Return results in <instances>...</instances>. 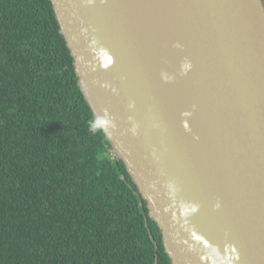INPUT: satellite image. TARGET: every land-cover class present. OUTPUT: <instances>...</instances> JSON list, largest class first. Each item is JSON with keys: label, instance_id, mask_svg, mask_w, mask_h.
I'll list each match as a JSON object with an SVG mask.
<instances>
[{"label": "water", "instance_id": "1", "mask_svg": "<svg viewBox=\"0 0 264 264\" xmlns=\"http://www.w3.org/2000/svg\"><path fill=\"white\" fill-rule=\"evenodd\" d=\"M51 1L172 263L264 264V0Z\"/></svg>", "mask_w": 264, "mask_h": 264}, {"label": "trees", "instance_id": "2", "mask_svg": "<svg viewBox=\"0 0 264 264\" xmlns=\"http://www.w3.org/2000/svg\"><path fill=\"white\" fill-rule=\"evenodd\" d=\"M0 264H173L51 0H0Z\"/></svg>", "mask_w": 264, "mask_h": 264}, {"label": "rangeland", "instance_id": "3", "mask_svg": "<svg viewBox=\"0 0 264 264\" xmlns=\"http://www.w3.org/2000/svg\"><path fill=\"white\" fill-rule=\"evenodd\" d=\"M117 154H116V151L114 150V156H116Z\"/></svg>", "mask_w": 264, "mask_h": 264}]
</instances>
